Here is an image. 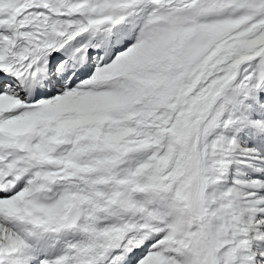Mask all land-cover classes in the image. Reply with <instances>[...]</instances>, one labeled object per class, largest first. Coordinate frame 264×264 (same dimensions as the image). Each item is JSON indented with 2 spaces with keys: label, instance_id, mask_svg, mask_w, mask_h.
<instances>
[{
  "label": "snow or ice",
  "instance_id": "6c2138e0",
  "mask_svg": "<svg viewBox=\"0 0 264 264\" xmlns=\"http://www.w3.org/2000/svg\"><path fill=\"white\" fill-rule=\"evenodd\" d=\"M0 264H264V0H0Z\"/></svg>",
  "mask_w": 264,
  "mask_h": 264
}]
</instances>
